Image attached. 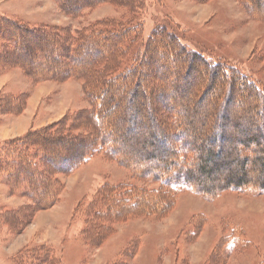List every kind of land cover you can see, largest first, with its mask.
I'll return each instance as SVG.
<instances>
[{"label":"trees","instance_id":"16d2710c","mask_svg":"<svg viewBox=\"0 0 264 264\" xmlns=\"http://www.w3.org/2000/svg\"><path fill=\"white\" fill-rule=\"evenodd\" d=\"M52 1L73 18L104 4L136 14L145 4ZM237 1L250 19L264 22V0ZM142 35L141 23L133 18L101 20L70 33L0 14V76L17 67L36 83L75 80L87 104L54 124L0 140V180L30 201V207L0 211L10 226L55 206L63 189L57 176L74 173L98 155L158 186L102 184L80 211L75 209L85 219L78 237L90 246L100 247L110 238L114 224L166 218L183 190L208 202L226 191L264 194V88L237 68L191 50L165 26H156L146 39ZM23 97L0 96V115H20L26 107ZM231 102L235 113L229 110ZM229 122L245 133L229 129ZM141 131L145 139L131 143L129 136ZM228 142L237 171L215 178L218 154ZM201 219L192 218L195 230ZM229 238L219 240L218 258L228 240L248 244L239 229L230 230ZM28 262L49 263L43 254Z\"/></svg>","mask_w":264,"mask_h":264},{"label":"rangeland","instance_id":"374dc122","mask_svg":"<svg viewBox=\"0 0 264 264\" xmlns=\"http://www.w3.org/2000/svg\"><path fill=\"white\" fill-rule=\"evenodd\" d=\"M0 14L36 26L63 28L70 33L101 20L124 23L133 18L142 25L143 39L156 26H165L191 50L237 68L264 88V22L250 19L237 0H210L206 3L145 0L142 11L136 14L126 8L104 4L84 10L75 18L62 13L52 0H0ZM8 94H23L26 107L18 116L0 115V139L20 137L27 131L54 124L65 115L87 107L80 82L36 83L17 67L0 76V96ZM182 98L187 100L183 95ZM234 99L237 98L234 96ZM231 104L229 110L235 113L237 108ZM207 109L205 106L204 111ZM231 124H227L229 129L245 133ZM145 136L143 131L131 134L129 141L139 142ZM227 145L229 142L222 144L218 154L221 165L216 168L215 178L226 171H237L236 162L229 157L231 145ZM57 177L63 189L55 206L35 212L25 223L21 220L11 226L10 219L6 221L0 217V264H28V258L42 254L48 256L47 264L262 262L264 194L226 191L208 202L183 190L176 207L166 218H137L114 224L115 233L96 247L79 239L78 231L84 226L85 219L75 213V209L80 211V207H84L104 183H129L146 189H155L158 185L134 178L128 170L101 155L70 175ZM29 205L28 199L16 195L0 180L1 212H15ZM194 216L198 221L199 217L202 218L196 230L194 225L191 226ZM232 229L241 230L242 241L248 244L244 247L232 245L229 242ZM222 237L229 240L220 250L222 257L218 258L214 252L218 251L216 246ZM125 252L127 257L123 255Z\"/></svg>","mask_w":264,"mask_h":264},{"label":"crops","instance_id":"0c3cea01","mask_svg":"<svg viewBox=\"0 0 264 264\" xmlns=\"http://www.w3.org/2000/svg\"><path fill=\"white\" fill-rule=\"evenodd\" d=\"M25 112H26V111H25ZM25 112H24V113H25ZM22 133H23V132H22ZM6 139H7V138H6ZM6 139L3 138V139H0V140H6Z\"/></svg>","mask_w":264,"mask_h":264}]
</instances>
